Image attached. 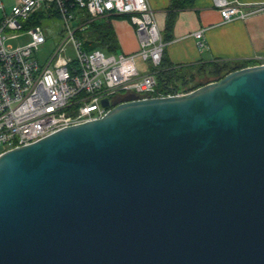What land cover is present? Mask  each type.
<instances>
[{"label":"water","instance_id":"1","mask_svg":"<svg viewBox=\"0 0 264 264\" xmlns=\"http://www.w3.org/2000/svg\"><path fill=\"white\" fill-rule=\"evenodd\" d=\"M0 264H264V64L1 153Z\"/></svg>","mask_w":264,"mask_h":264},{"label":"built area","instance_id":"2","mask_svg":"<svg viewBox=\"0 0 264 264\" xmlns=\"http://www.w3.org/2000/svg\"><path fill=\"white\" fill-rule=\"evenodd\" d=\"M7 14L0 0V154L34 142L61 128L102 117L118 97L139 98L172 94L157 92L166 42L148 0H17ZM222 22L245 19L257 8L244 11L228 0H212ZM128 17L138 40L135 54L86 49L81 36L89 23L108 16ZM59 21L53 35L41 22ZM28 35L25 45L6 40ZM56 36L55 47L41 63L37 53ZM200 51L207 48L203 30L193 33ZM136 58L148 66L140 73ZM178 92V91H176ZM184 93V92H178ZM109 106H102V100Z\"/></svg>","mask_w":264,"mask_h":264},{"label":"crops","instance_id":"3","mask_svg":"<svg viewBox=\"0 0 264 264\" xmlns=\"http://www.w3.org/2000/svg\"><path fill=\"white\" fill-rule=\"evenodd\" d=\"M172 0H148L154 11L163 40L166 42L163 63L166 66H198L213 61L231 64L255 62L264 64V0H228L240 5L244 11L257 8L245 19L224 23L212 0H192L189 6L178 10L174 24L168 32L166 17ZM251 12V11H250ZM119 45V52L135 54L138 40L133 27L124 15L108 16ZM203 30L207 48L200 51L193 33ZM136 63L140 73L148 66L139 58Z\"/></svg>","mask_w":264,"mask_h":264},{"label":"trees","instance_id":"4","mask_svg":"<svg viewBox=\"0 0 264 264\" xmlns=\"http://www.w3.org/2000/svg\"><path fill=\"white\" fill-rule=\"evenodd\" d=\"M192 0H172L170 7L168 8L167 17H166V30L169 32L174 24V15L175 13L183 8L189 6ZM82 38L86 39L85 48L86 49H95L101 48L107 53H118L119 45L116 39L113 27L111 25L110 19H103L98 21H92L89 23V27L83 35ZM162 63L157 74L158 87L157 92L166 94H172L175 91L178 92H189L192 91L206 83L212 81H218L223 78L226 74L247 67L257 65L255 62H242L231 64L226 61H213L209 63H204L198 66H191L188 68L184 67H172L166 66ZM206 74L209 77H212L210 81L204 83H197L190 85V83L195 78L196 74ZM189 78V79H188Z\"/></svg>","mask_w":264,"mask_h":264},{"label":"rangeland","instance_id":"5","mask_svg":"<svg viewBox=\"0 0 264 264\" xmlns=\"http://www.w3.org/2000/svg\"><path fill=\"white\" fill-rule=\"evenodd\" d=\"M6 13L9 15L11 14L12 10L19 5V2L17 0H2ZM103 19H108L107 17L100 18L98 20H103ZM42 27L45 29V31L51 35H53L55 32H57L59 28V21L54 20V19H45L42 20L41 22ZM14 33L9 34L10 36L6 40V45L12 46V47H18L25 45L30 41V37L28 35H20V36H13ZM55 40L56 36L51 37L47 40V42L40 47L38 53H37V58L41 63H44L47 61L49 56L54 50L55 47ZM194 74H196L195 78L193 81L190 83V85H194L197 83H204L206 81H210L212 77L207 76L206 74H197L195 71ZM189 79V78H188Z\"/></svg>","mask_w":264,"mask_h":264}]
</instances>
